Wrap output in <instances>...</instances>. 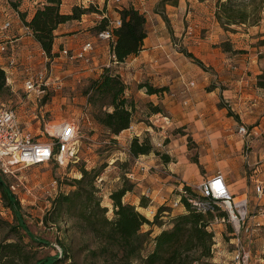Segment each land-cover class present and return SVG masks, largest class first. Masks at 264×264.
Wrapping results in <instances>:
<instances>
[{"label": "crops", "instance_id": "obj_1", "mask_svg": "<svg viewBox=\"0 0 264 264\" xmlns=\"http://www.w3.org/2000/svg\"><path fill=\"white\" fill-rule=\"evenodd\" d=\"M106 1L62 0L63 13H71L74 6L81 4L85 6L99 4V7L97 6L99 11L83 14L77 20L60 24L55 30L56 37L53 43V51L57 56L49 59L20 17L18 10L11 6L8 0H0V49L1 46L6 48L5 51L0 50V66L4 67L7 73V81L12 92L10 100L15 102L18 121L34 136L43 125L59 121V116L51 120L46 117L45 113L53 110L52 103L56 96L46 98L37 92L27 91L25 81L28 78L41 75L49 84L48 90L51 87L54 90L59 89L57 96L60 97L61 103L68 106L71 102L77 104L81 99L80 102L89 110L87 95L82 92L79 95L74 91L76 78L80 74L88 78L95 77L103 66L117 64L112 54L110 40L99 38L98 32L91 30L104 15L113 18L120 16L117 11L120 7L112 8V0ZM159 1L152 3V6H139L138 2L130 3L147 14L149 31L144 39V48L137 55H131L120 63L118 71L127 84V95L134 97L136 101L139 100L142 105L146 102L160 103L167 115L164 116L165 119L171 118L177 126L187 125L185 131L193 136L199 146V161L203 169L201 171L199 165L189 159L187 134L178 139V146L175 145L177 139L164 145L168 147L165 152L175 156L170 162H164L154 153L135 158L138 162L143 158L155 157L157 165L154 166V171L149 172L145 163L144 173L135 176L134 189L128 191L124 199L139 205L141 196L151 189L153 193L150 192V203L142 209L145 211L143 213L149 211L152 216L156 213L154 200L158 193L166 192L169 182L176 176L180 179V183L174 185L177 190L183 184L200 183L217 172L224 175L229 189L234 193L239 192V195L246 196L248 192H253L258 184L264 187V86L257 82L258 76L264 72L263 59L257 55L258 51L254 57L249 49L250 45H246L248 51L239 53L229 52L231 50L225 52L221 45H218L220 42H227V39L236 41V38H230L231 33L220 27L215 17V7L209 11L208 2L176 5L167 3L158 8ZM39 2L40 0H22L19 9L27 11L26 18L30 20ZM123 2L124 5H129L126 3L128 0ZM161 12L168 16L171 33L174 30L172 25L181 27L184 31V20L189 22L182 42L189 45L187 51L199 57L205 68L177 48L178 45L174 43L173 35L168 32ZM7 21L11 24L4 28ZM263 31L264 29H261V32ZM246 38V41H249V37ZM86 42L94 45V49L88 53L89 63L61 53L65 47L77 52ZM235 48L242 47L235 45ZM48 62L60 64L49 73L46 68ZM141 81H148L154 86H165L167 90L150 94L145 88L139 87ZM221 101L228 105H220ZM229 108L233 114H228ZM158 114L161 113H155L149 118L153 119ZM239 124H246L248 133H240L237 130ZM133 127L134 123L114 135L118 139L124 137L122 144L127 145L129 152L128 146L133 137L129 131ZM154 139L156 140V137ZM156 144L162 143L156 141ZM152 161L153 159H149L147 162L154 165ZM113 178L120 179V176L115 175ZM120 183L122 184V181L117 187L121 186ZM108 193L110 194V191ZM172 197L173 203L167 205L173 207V210L167 211L168 215L164 216L165 218H171L175 213L185 210L182 204H174L179 197L178 193H174ZM258 204L260 206L264 204V197ZM254 211L257 212V218L262 226L256 229L253 235L248 234L247 238L255 237V243L261 244L264 242V210ZM258 253L259 262L264 264V249ZM213 260L222 264L216 255L213 256Z\"/></svg>", "mask_w": 264, "mask_h": 264}, {"label": "trees", "instance_id": "obj_2", "mask_svg": "<svg viewBox=\"0 0 264 264\" xmlns=\"http://www.w3.org/2000/svg\"><path fill=\"white\" fill-rule=\"evenodd\" d=\"M9 1L18 10L20 17L49 59L57 56L53 51L56 28L64 22L77 20L83 14L96 11L94 5L90 4L74 6L71 13H63L62 0H40L33 16L28 20L27 11L19 9L20 0ZM167 3L176 5L179 4V0H160L158 8ZM117 11L122 22L112 29L110 45L117 64H120L144 48V39L149 30L147 15L138 7L123 5ZM214 12L224 30L235 31V26H254L260 23L264 17V0H217ZM163 17L167 27L171 28L168 16L163 14ZM107 25L108 20L103 17L94 26L96 31L100 32L105 30ZM222 47L225 51L232 49L229 41L223 42ZM183 51L196 64L205 68L199 57H195L187 50ZM116 65L103 66L101 72L89 80L84 89L90 104L94 107L99 106L94 114L95 120L97 119L110 134H118L130 127L136 113V103L133 97L127 95V84ZM7 79L5 68L0 66L1 102H7L12 97ZM258 83L264 86V81L259 80ZM140 86L145 87L150 94L167 90L165 86H154L148 81L141 82ZM149 106L152 113L163 111L160 105L150 103ZM232 113L229 110V115ZM129 148L133 158L154 153L160 155L164 162L172 160L169 154L156 149L148 136L133 137ZM191 159L199 163L198 156H192ZM105 166L88 169L83 165L80 168L81 176L73 178V188L67 192H58L54 196L43 221L46 224H59L60 220L64 219L67 224L70 223L67 231L78 229L84 238H88L84 242V247L88 258L94 261L102 258L107 263L116 261L118 264H133L135 261L138 264L211 263L215 234L209 228V224L217 215L226 216V212L221 211L219 205L218 214L198 211L190 205L183 193L185 191L186 194L195 196L196 192L190 185L184 184L182 191L179 189L177 191L185 210L169 217L170 220L166 223L160 220V217L164 216L167 209L159 207L151 220L138 209L137 205L125 201V195L134 189L135 184L131 179L122 177L121 186L110 191L113 208V215L110 216V208L103 204V197L97 184V178ZM0 193L5 206L14 214V221L0 215V231L5 233L0 237V264H65L67 261L77 264L71 243L60 242L61 254L40 256L32 242L25 240L24 233L27 232L28 225L20 211V201L3 173H0ZM149 203L150 197L143 194L139 206L145 207ZM146 223L159 226V231L153 233L152 228L143 230ZM148 245L151 247L146 249Z\"/></svg>", "mask_w": 264, "mask_h": 264}, {"label": "rangeland", "instance_id": "obj_3", "mask_svg": "<svg viewBox=\"0 0 264 264\" xmlns=\"http://www.w3.org/2000/svg\"><path fill=\"white\" fill-rule=\"evenodd\" d=\"M21 1L22 0H20V3ZM158 1L159 0H128V2L126 3L129 5H133L130 3L138 2L139 6H152V3H157ZM179 2H180L179 4L208 2L209 11H212V8L216 7L217 0H179ZM93 5H94V9L98 11L97 6L99 7V4L96 5L93 4ZM123 5H124L123 0H112L111 3L112 8H118V7L121 8ZM11 6L13 5L11 4ZM191 10L193 9L191 8ZM184 24H185L184 31L183 28L181 27L178 28L177 26L172 25V28H174L172 33H171L172 29L168 28L167 24H165L166 27L168 28V32L173 35L174 43L178 45L177 48L181 52H183V50H188L187 46H189L182 42L184 34L188 29L187 25L189 24V22L184 20ZM235 28H236L235 31L227 30L231 33V34L229 33L230 38H236V41H232L231 39L226 40L231 43V46L233 45L232 46L233 49H230L231 51L229 50L228 51L231 53L248 51L246 50L247 49L246 45H250L249 49H251L253 55L255 54V52L258 51L257 55L259 56L260 59H263L264 62V37H261L264 35V31L261 32V29H264V17L257 25L254 26L242 25V26H235ZM222 29L224 30L223 27ZM91 30L97 32L95 26ZM250 31H252V33ZM204 32L205 30L202 31V34H204ZM246 37H249V41H252V43L246 41L247 39ZM222 43L223 42H220L218 45L219 46L221 45V48L224 50V48L222 47ZM235 45H238L239 47L242 48H235ZM59 64H60L59 62H48L46 64V68L48 70L54 71V69L57 68ZM75 64L76 66H78L77 63ZM118 65L120 64L116 65L117 68ZM262 74H263L262 77L258 76L257 82H259V80L264 81V72ZM92 78H88L86 77V75L80 74V76L76 78L74 84L75 85L74 91L76 92V94L80 95L81 92L85 93L84 89L87 87V85L89 84V80H91ZM141 82H145V81H141ZM191 85H193V83ZM139 87L142 86H140L139 84ZM47 91L48 92L46 98H51L53 96L56 97L54 103H52V106H54L53 110L50 112H46L45 115L46 117H48L49 120L55 118L56 116H59V121H55L52 123L48 122L45 126L43 125L41 130L37 131L35 137L37 139L39 138L40 140H50L52 139L53 136L49 135V133L46 130L47 128L51 132L50 129H52L53 126L61 124L62 122H65L67 120H76L79 124V131H78L79 152L77 154V157L73 161H69L68 164L66 165H59L53 159L52 161L49 162L31 164V165L15 164L9 166V170L3 173L5 174L6 180L10 183L13 193L18 197L20 201V205H21L20 211H22L23 219L26 222V225H28V230H27L28 233L27 232L24 233L25 240L32 242L35 250H37L38 255L40 256L55 255L56 253L58 254L59 253L58 248H61L60 242L63 241L66 242L67 244L71 243L73 245V251H74L73 253L76 254L77 264H116L117 263L116 261L115 262L110 261L107 263V261H104L102 258L95 261L92 260L91 258H88L86 248L84 247L85 245L84 242L88 238L87 237L84 238L80 234L78 229H70V231H67V228L70 226L69 225L70 223L67 224L64 221V219L60 220L59 223L60 225H59L54 223L46 224L43 221V218L44 215L48 212V209L51 206V201L54 199V196H56L58 192L61 191L67 192L73 188V184H72L74 180L73 178L81 176L80 168L83 165H85L88 169L98 167L101 165H106L102 173L97 178L98 179L97 184L100 188V193L102 194L103 197V204L107 205L110 208V212H109L110 216L113 215V208H112V201L110 199V194L108 192L116 188L119 182L123 181L122 177L128 178L127 173L129 171L134 170L135 176H138L144 173L143 171L145 170V167H141V165L135 161V158L129 155L130 152L127 148V145L125 146L124 144H122L124 143L123 136L120 137L121 139H118L117 137L114 136L116 134H110L109 131L97 121V119L95 120L94 114L99 109V106L94 107L93 105L90 104L88 100L90 104V109L88 110L85 107V105H83V103L80 102L81 99L77 102V104L71 102L70 105L67 106L61 103L60 97L57 96L60 92L59 89L54 90L51 87ZM87 99H88V95H87ZM133 99L136 103V113L134 116L135 119L133 121L134 127L131 128L129 132L133 134V137L139 136L140 138H142L144 136H148L153 146L156 147V149L163 148L164 150L162 149L161 151L169 154L168 152H165L168 149V147L164 145L171 143L173 139H177L175 145L178 146L179 145L178 139L187 134V131H185L187 125L177 126L176 123L172 122L171 118L165 119L164 116L167 115L165 114L164 107L160 103L146 102L144 105H142L141 103H139V100L136 101L134 97ZM2 103H4L6 107L7 106L15 107V102L11 101L10 99L7 100V102L0 101V106ZM150 103L153 105L155 104L160 105L163 108V111L160 112L161 114H158V116L153 117V119L149 117L158 112L155 113L151 112L149 106ZM219 104L222 106L228 105L223 101H221ZM229 110L231 109L229 108ZM229 110H228V114H229ZM138 122H141V124L137 125ZM239 126L240 124L238 125V128ZM155 137L156 140L154 139ZM156 141L161 142L162 144L157 145ZM187 146H189L190 149L189 159L192 161L191 159L192 156H198V161H199V155H200L199 146L193 139V136L190 134H187ZM171 158L173 160L175 159V156L172 155ZM149 159H153L152 164L154 165H150L149 162H147L149 161ZM142 161L147 164L149 172L155 170L154 166L157 165L155 157L143 158ZM197 164L199 165V169L202 171L203 165L201 164V162L199 161V163ZM137 167H140V169ZM115 175L116 176L119 175L120 179L114 180L113 177ZM175 178L177 179V181ZM175 178L173 177V179L169 182V187L168 189L165 190L166 192L160 191L156 199L154 200V206L157 208L156 213L158 212L159 207H164L167 209L164 212V216L168 215L167 211L171 212L173 210V207H170L167 204L169 203L171 205L173 203L172 195L174 193H178L177 187L174 185L179 184L180 179L177 178V176ZM133 181L134 179L132 180V182ZM145 192L147 193V191ZM149 192L153 193L151 189L149 190ZM162 193L164 194L162 195ZM238 193L239 192H236L235 194L239 195ZM161 195L163 197L160 198ZM246 196L249 199L250 210L253 211L254 210L260 211L261 209L264 210V204H262V206L258 204L260 201H262L263 196L260 199L257 195L256 190H254L253 192H248ZM132 199L133 198H130V200ZM137 207L143 213L144 211V209H142L143 207L139 205H137ZM174 207L176 208L178 206H174ZM220 210L224 211L222 207H220ZM146 212L147 213H143V214H145L148 218H151L152 220L155 215L152 216V214L149 211ZM216 213L218 214V211H216ZM0 215L9 221H14L13 211H11V209L5 206L1 193H0ZM164 216L163 217L161 216L160 220L168 223L170 219L168 217L165 218ZM217 216L219 217L220 220L215 223L212 229L215 234L216 247L214 249L215 252H217L216 254L214 252L213 256L216 255V258L218 260L221 259L222 264H226L227 262H229L230 257L232 256V252L234 250L233 249L234 235L231 234L234 226L232 223L228 221L226 217H225L226 220H223L222 215H217ZM150 228L153 229V232H156L159 230L160 227L157 225L151 226L147 223L144 224L143 226V230H148ZM243 233H244L243 234L244 239L248 240L249 239L247 238L248 233H246L245 231ZM4 234L5 233L0 231V237H2ZM150 247L151 245H148L146 249ZM251 248H253L255 254H257V256H255L253 263L261 264L259 262L260 252L258 253V251H262L264 249V242L261 244L260 243L257 244L255 243V237H253L251 242ZM65 264H72V263L70 261H67ZM133 264H138V263L135 261ZM210 264H220V263L215 262L212 258Z\"/></svg>", "mask_w": 264, "mask_h": 264}, {"label": "built area", "instance_id": "obj_4", "mask_svg": "<svg viewBox=\"0 0 264 264\" xmlns=\"http://www.w3.org/2000/svg\"><path fill=\"white\" fill-rule=\"evenodd\" d=\"M85 5V4H81ZM108 20V25L105 30L98 32V37L104 40H110L113 28L120 25L122 20L118 16L116 18L110 15H104ZM10 21H7L4 28L9 27ZM94 49L91 42H86L77 52H72L68 47H65L61 53L74 59H81L89 63L88 53ZM1 51L6 48L1 46ZM14 61H11L13 63ZM51 73V70H49ZM48 82L44 80L41 75L31 76L25 81V88L27 91L37 92L43 96H47ZM59 131L52 133L46 129L50 136V140L37 139L32 133L22 127L17 118V111L15 107L0 106V173L7 172L9 166L31 165L52 161L53 159L59 165H66L69 161H73L79 152L78 150V131L79 124L76 120H67L62 122ZM242 134L248 133L247 125L241 124L238 128ZM141 167H146L142 161H138ZM127 177L135 180V171L131 170L127 173ZM184 185V184H183ZM189 185V184H188ZM193 191L196 192L195 196L183 193L186 195L190 205L195 207L201 212L216 213L217 206L223 208L226 212V218L233 224V244L234 250L229 262L226 264H254L255 252L251 248L252 237L248 240L244 239V231L248 234L262 226L258 220L256 212L250 210L249 199L244 195H236L229 189L227 181L221 172H217L212 177L202 180L196 185H190ZM183 186L179 189L182 191ZM258 197H264V187L262 184L256 185ZM150 196L149 190L145 193ZM175 205L182 204L181 197L179 196ZM183 205V204H182ZM223 217V220H226ZM220 219L215 216L214 220L209 224L212 230L213 226ZM216 245V244H214ZM215 247H213L214 249ZM215 251V249H214ZM59 254L62 253V248H58Z\"/></svg>", "mask_w": 264, "mask_h": 264}, {"label": "bare ground", "instance_id": "obj_5", "mask_svg": "<svg viewBox=\"0 0 264 264\" xmlns=\"http://www.w3.org/2000/svg\"><path fill=\"white\" fill-rule=\"evenodd\" d=\"M51 130V133L53 132V131H59L60 130V125H56V126H53L52 127V129H50Z\"/></svg>", "mask_w": 264, "mask_h": 264}]
</instances>
